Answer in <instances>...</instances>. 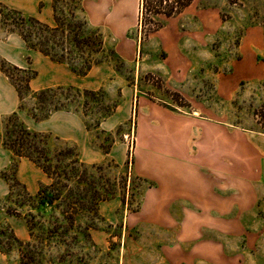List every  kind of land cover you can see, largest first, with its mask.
<instances>
[{
	"label": "rangeland",
	"instance_id": "obj_1",
	"mask_svg": "<svg viewBox=\"0 0 264 264\" xmlns=\"http://www.w3.org/2000/svg\"><path fill=\"white\" fill-rule=\"evenodd\" d=\"M184 1L189 4L172 15L159 7L169 11L175 0H144V4L140 0V6L137 0H107L102 4L94 0L54 1L59 29L53 39L60 45H53V52L63 54L77 68L103 61L114 71L100 89L54 90L46 95L45 102H64L69 111L81 117L91 144L100 150L108 151L113 144L125 142L128 157L123 165L110 158L83 162L78 157L79 152L83 159L79 144L59 139L53 132L48 139L50 148L63 153L62 161L53 160V165L59 163L60 169L66 165L68 172L54 174L39 195L29 196L22 185L13 183L12 195L0 198V209L15 210L29 229L28 238L19 242L11 227L3 226L0 248L8 264H164L149 245L140 243L137 247L130 243V237L138 238L137 228L123 231L119 225L111 226L98 208L101 199L119 195L129 210L137 211L144 190L151 185L130 168L140 96H152L186 111L196 108L249 132L264 133V78L233 76L235 66L244 57L264 60V0ZM5 13L7 21L15 22V13ZM56 25L55 19L51 26ZM26 27L33 42H37L36 34L42 40L50 37L49 32L29 21ZM9 33L0 21V37ZM176 44L183 49L178 56L180 73L164 79L160 68L171 60L170 45ZM0 65L14 79L26 78L27 74L18 72L2 58ZM20 82L26 85L25 80ZM128 87L133 89L130 117L113 129L102 128L101 122L115 112ZM38 102L34 92L25 88L23 108L30 110ZM19 115L29 125L28 118L23 113ZM4 116L0 115V140L5 131ZM7 174L12 177V171ZM51 183L55 184L50 186ZM96 229L110 233L107 247L96 244ZM260 234L263 239L257 248L245 252L241 264H264V232Z\"/></svg>",
	"mask_w": 264,
	"mask_h": 264
},
{
	"label": "crops",
	"instance_id": "obj_2",
	"mask_svg": "<svg viewBox=\"0 0 264 264\" xmlns=\"http://www.w3.org/2000/svg\"><path fill=\"white\" fill-rule=\"evenodd\" d=\"M53 2L0 0V6L3 3L51 25L55 21ZM94 2L102 4L107 0ZM182 51L181 44L170 45L171 60L159 71L164 79L180 73L178 56ZM0 58L21 69L35 71L29 81L33 92L57 86L95 91L104 86L114 71L109 63L100 61L79 74L68 63L29 48L18 33L0 37ZM233 76L264 78V60L244 57L235 66ZM123 91V100L101 122L102 128L113 129L130 117L133 89ZM20 104L16 87L0 69V115L23 113L30 129L54 132L59 139L76 141L83 159L79 152L78 157L83 162H101L106 158L119 165L127 162L125 142L113 144L108 151L93 146L89 130L77 114L61 109L37 120ZM136 112L130 168L151 185L144 190L137 211L129 210L119 195L101 200L98 208L105 222L113 227L119 225L123 231L137 228V239L128 235L130 243L137 247L140 243L149 245L164 264H241L245 252L257 248L263 239L260 232H264V133H252L231 122L211 118L196 108L186 111L152 96H140ZM14 160L13 152L0 144V198L13 193V186L5 176L10 170L27 194L35 196L50 178L29 158H18L12 168ZM5 224L20 241L28 238L27 221L1 208L0 231ZM109 234L96 229L93 238L105 248ZM0 264H8L2 248Z\"/></svg>",
	"mask_w": 264,
	"mask_h": 264
},
{
	"label": "trees",
	"instance_id": "obj_3",
	"mask_svg": "<svg viewBox=\"0 0 264 264\" xmlns=\"http://www.w3.org/2000/svg\"><path fill=\"white\" fill-rule=\"evenodd\" d=\"M162 1L166 3V0H162ZM175 1H176V4L173 5L172 8L169 9V11H166L164 7H159V9L162 10V12L167 15H172V14L181 12L182 8H184L185 6L189 4V2H185L184 0H175ZM142 3L144 4V0H142ZM178 7H179V10L175 12V9H178ZM5 10H9L17 15V19H13L15 22L7 21ZM55 19L57 20V25L51 26L37 19L36 17L26 15L23 12L17 9H14V8H10L3 3H1V6H0V21L5 25L7 31H9L10 33H18L24 39V41L26 42L29 48L38 49L41 52H43L45 55H48L53 60L68 63L72 67V69L79 74L86 73L91 68V66L96 62H93L87 65L85 68H77L63 54L58 55L57 53L53 52L52 50L53 45H60V43L56 42L53 39L55 36V32H57L59 29V21L56 17ZM26 21H29L32 25L38 26L39 29L46 30L47 32L50 33V37L44 36V39L42 40L36 34L35 38H37V42L31 41L32 34L26 31V29L29 28V27H26ZM12 67L20 73L27 74L26 78L24 77L21 79L19 78L14 79L13 76L5 68H3L0 65V69L8 76L10 81L16 87L19 93V96L21 98V101H22L24 97V89L26 88L27 90H30L29 81L31 77L35 74V71L30 68L21 69L15 65H12ZM22 80H25V83H26L25 86L21 84L20 81ZM63 88L72 89L75 87L57 86V87H50V88H46V89L34 92V94L39 98V102L37 105L32 107V109L29 110L31 115L35 119L39 120V119L48 117L54 111L61 110V109L68 110V106L64 102H56L53 99H51L47 103L45 102L46 95L49 92H52L54 90H60ZM20 107L23 108L22 103L20 104ZM4 118L6 120L5 127H4L5 131H4L2 140H0V144L9 148L13 152L15 160L13 161L12 168L16 167L18 158L27 157L31 159L32 161H34L37 165H39L44 170V172L48 175L49 178L54 177V174L57 176H61L62 173L66 174L68 172L65 168L66 165H63L62 169H60L61 165L59 163H56L55 165H53V160H56L57 162L62 161L60 156H62L63 153L61 151L56 153L51 150L49 142H48V139L51 136L50 133L38 132V131L30 129L24 123V121L21 120L18 112H13L9 115L4 116ZM5 176L9 180L11 186H13V183L20 184V182L14 177L13 170H12L11 178L8 176L7 173L5 174ZM54 184L55 183H51L50 186ZM43 185H46V184H43ZM43 185L41 186L39 192L36 195H39L41 193ZM103 199H107V198H103ZM7 212L18 215L16 214L15 210H13L12 208L7 209ZM0 233H3V229H1ZM15 239L19 242H22L17 237H15Z\"/></svg>",
	"mask_w": 264,
	"mask_h": 264
}]
</instances>
